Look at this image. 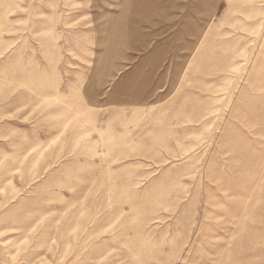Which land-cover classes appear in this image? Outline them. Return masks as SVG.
Listing matches in <instances>:
<instances>
[{
  "label": "rangeland",
  "instance_id": "1",
  "mask_svg": "<svg viewBox=\"0 0 264 264\" xmlns=\"http://www.w3.org/2000/svg\"><path fill=\"white\" fill-rule=\"evenodd\" d=\"M0 264H264V0H0Z\"/></svg>",
  "mask_w": 264,
  "mask_h": 264
}]
</instances>
